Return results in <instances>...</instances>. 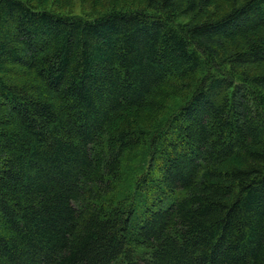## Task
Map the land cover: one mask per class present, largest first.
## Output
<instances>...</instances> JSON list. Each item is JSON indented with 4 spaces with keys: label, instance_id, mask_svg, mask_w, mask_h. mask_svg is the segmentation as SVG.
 Returning a JSON list of instances; mask_svg holds the SVG:
<instances>
[{
    "label": "trees",
    "instance_id": "1",
    "mask_svg": "<svg viewBox=\"0 0 264 264\" xmlns=\"http://www.w3.org/2000/svg\"><path fill=\"white\" fill-rule=\"evenodd\" d=\"M211 1L0 0V264H264V0L201 18Z\"/></svg>",
    "mask_w": 264,
    "mask_h": 264
},
{
    "label": "rangeland",
    "instance_id": "2",
    "mask_svg": "<svg viewBox=\"0 0 264 264\" xmlns=\"http://www.w3.org/2000/svg\"><path fill=\"white\" fill-rule=\"evenodd\" d=\"M37 8H44L59 14L78 15L82 17H92L103 14L112 9L118 8H145L146 0H26ZM235 0H212L205 8L201 18L207 16H218L226 11ZM186 18L176 16L174 23L185 22ZM264 70V63L247 68V72L255 73ZM25 82H30L31 77H24ZM184 95L170 96L166 110L163 115L152 121L146 127L147 140L134 151L127 152L122 166L118 173V185L116 189V199L120 202H130L137 199L136 185L141 174L147 170L150 155L149 140L161 123L167 117L177 111L184 101Z\"/></svg>",
    "mask_w": 264,
    "mask_h": 264
}]
</instances>
